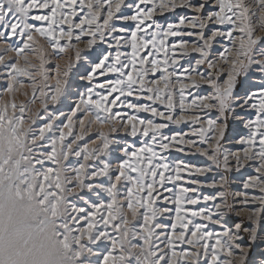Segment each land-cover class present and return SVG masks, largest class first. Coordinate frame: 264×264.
I'll list each match as a JSON object with an SVG mask.
<instances>
[{"label":"snow or ice","instance_id":"1","mask_svg":"<svg viewBox=\"0 0 264 264\" xmlns=\"http://www.w3.org/2000/svg\"><path fill=\"white\" fill-rule=\"evenodd\" d=\"M262 33L264 0H0V264H264Z\"/></svg>","mask_w":264,"mask_h":264},{"label":"rangeland","instance_id":"2","mask_svg":"<svg viewBox=\"0 0 264 264\" xmlns=\"http://www.w3.org/2000/svg\"><path fill=\"white\" fill-rule=\"evenodd\" d=\"M262 34H264V33H262ZM27 86V85H26ZM30 90V89H29ZM17 102H19L20 100H23V99H25V97L21 94V93H17ZM3 99L4 100H8L9 99V97L8 96H4L3 97ZM37 103H39V102H37Z\"/></svg>","mask_w":264,"mask_h":264}]
</instances>
